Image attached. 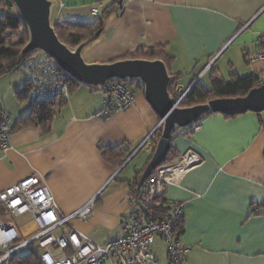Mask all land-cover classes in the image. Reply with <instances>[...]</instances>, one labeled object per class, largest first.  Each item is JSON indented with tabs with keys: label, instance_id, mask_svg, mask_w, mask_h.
<instances>
[{
	"label": "crops",
	"instance_id": "1",
	"mask_svg": "<svg viewBox=\"0 0 264 264\" xmlns=\"http://www.w3.org/2000/svg\"><path fill=\"white\" fill-rule=\"evenodd\" d=\"M54 1L53 25L89 24L104 17L97 40L84 49L88 63L121 60L140 47H162L173 59L171 72L180 75V92L192 87L191 82L187 88L182 84L189 78L185 73L200 64L206 67L217 55L235 50L247 64L246 55L264 32V0H136L121 9L110 2L98 18L91 14L93 0ZM258 64L250 65V77L264 74V62ZM210 68V86L197 81L200 87L210 89L213 78L230 81L217 77L214 64ZM233 76L241 77L234 73L230 79ZM25 83L24 77L11 73L0 77V108L11 114L15 125L9 149L0 148V192L39 176L64 216L94 200L92 215L71 220L69 227L101 246L121 237L134 211V183L159 139L155 135L154 141L144 142L157 130L160 118L142 91L128 111L107 120L96 118L104 94L85 91L81 85L66 103L53 108L48 126H24L21 121L31 108L17 92ZM119 147L127 156L122 165L102 156V149ZM172 148L175 159L193 153L200 160L166 188L163 198V210L172 202L186 204L178 238L191 251L182 264H264V113L206 116L202 130L191 138L176 132ZM69 227L57 233L65 234ZM17 228L28 232L25 224ZM153 251L160 263L166 259L168 264L160 237Z\"/></svg>",
	"mask_w": 264,
	"mask_h": 264
},
{
	"label": "built area",
	"instance_id": "2",
	"mask_svg": "<svg viewBox=\"0 0 264 264\" xmlns=\"http://www.w3.org/2000/svg\"><path fill=\"white\" fill-rule=\"evenodd\" d=\"M91 14L100 17L108 3L121 9L125 2L136 0H93ZM63 6V5H62ZM249 65L264 62V32L254 42V51L246 55ZM16 72L22 74L31 87L27 101L34 106L40 103L55 102L70 96L72 80L62 72L57 63L43 55L34 53L21 60ZM258 87L264 86V74L257 75ZM196 83L183 93V98ZM124 83H109L103 90L104 100L95 117L107 120L114 114L131 109L137 92ZM159 125L157 130L160 129ZM15 125L11 114L0 108V148L7 151ZM156 130V131H157ZM202 130V121L181 129V135L191 138ZM150 133L144 146L155 140V132ZM200 162L197 155L187 153L179 159L162 164L138 188L137 196H132L134 207L130 223L123 235L104 246L70 226L73 219L86 220L92 215L94 200L70 216L60 213L58 204L48 186L39 176L25 178L0 192V264H8L23 249L36 251L42 264H161L153 251L157 237L167 247L168 264H182L191 251L184 246L175 234V227L183 220L185 203L172 202L165 209L164 216L156 214L165 190L177 184L192 166ZM259 207H255L258 212ZM28 217L25 226L27 233L17 228L14 221ZM63 227H69L65 234H58Z\"/></svg>",
	"mask_w": 264,
	"mask_h": 264
},
{
	"label": "water",
	"instance_id": "3",
	"mask_svg": "<svg viewBox=\"0 0 264 264\" xmlns=\"http://www.w3.org/2000/svg\"><path fill=\"white\" fill-rule=\"evenodd\" d=\"M28 32V42L21 51V60L34 53L53 59L59 69L73 82L95 91L111 82H139L147 103L160 118L162 135L156 150L139 181L141 188L152 173L167 159L172 149V135L212 114L237 116L248 112L264 113V86L251 90L246 96L222 98L190 107H181L170 93L175 80L163 60L121 59L109 63H88L84 42L72 48L58 37L53 25L54 0H11Z\"/></svg>",
	"mask_w": 264,
	"mask_h": 264
},
{
	"label": "trees",
	"instance_id": "4",
	"mask_svg": "<svg viewBox=\"0 0 264 264\" xmlns=\"http://www.w3.org/2000/svg\"><path fill=\"white\" fill-rule=\"evenodd\" d=\"M0 9H2L6 15L0 20V77L12 72H16L18 65L21 63V51L28 42V38L21 39L20 41L14 43L13 45H8L7 35L10 33L19 32L23 30L27 34V29L22 23L19 15L16 13V8L14 7L11 0H0ZM16 13V14H15ZM12 14H15L13 16ZM104 17L98 18L94 23L89 24H73L64 25L59 24L54 25L56 33L60 40L66 45L76 48L80 44L87 42L88 45L95 42L98 38V34L101 32L104 26ZM122 59H148V60H163L172 76L175 77L174 82L171 85L170 93L174 100L177 101L182 97L183 93L177 90V81L180 75H175L171 72V61L172 57L167 55L162 47H152L149 49H144L140 47L135 53L129 54ZM116 61V60H115ZM114 62V61H113ZM121 83V82H113ZM130 87L136 88V92L143 91V87L137 82H127L124 83ZM81 86V84L72 81L70 86V95L73 93L76 87ZM258 87L257 78L255 77H231L229 82H224L222 80L212 79L211 88H203L199 86V82L192 88V90L187 94L185 98L182 99L181 107H190L198 104L207 103L211 100L222 99V98H238L246 96L251 90ZM31 93V87L25 83L24 88L17 92L18 98L22 102H27ZM66 103L65 98L59 99L55 102L40 103L31 106V111L29 115L23 119L22 125L32 126V125H42L48 126L53 118V108L58 103ZM175 134V133H174ZM172 135V139L173 136ZM157 139H160L162 135V127L155 132ZM102 156L108 162H113L116 165H122L127 156L124 155L122 148H106L102 149ZM178 155L174 153L173 148L169 152L165 163L174 160ZM138 181L139 178L134 183L133 196L138 194ZM163 200L160 206L156 207V214L160 217L164 216ZM183 232L182 221L175 227L176 237L180 236ZM8 264H42L40 260V255L36 251H30L23 256H14L9 260Z\"/></svg>",
	"mask_w": 264,
	"mask_h": 264
},
{
	"label": "rangeland",
	"instance_id": "5",
	"mask_svg": "<svg viewBox=\"0 0 264 264\" xmlns=\"http://www.w3.org/2000/svg\"><path fill=\"white\" fill-rule=\"evenodd\" d=\"M16 13H17V10H16ZM15 14H12V15L15 16ZM4 15H6L5 12L2 9H0V20H2V17ZM25 38H28V32L26 34L23 30H20L19 32L8 34L7 42H8V45H13L14 43L20 41L21 39H25ZM213 64H214L215 69L217 70V77H223L226 81H229L230 75L234 73L240 74L241 77L253 76V74L250 73L253 67L252 66L250 67L248 63H247L248 65L245 63L242 54L235 52V50H230L226 54H222V56L220 57L219 55L213 57L210 63L206 64L207 65L206 67H205V64L203 65L200 64L196 66L194 69L193 68L189 69L190 71L185 73V74H189V78H188V75L185 76L182 84H184L187 88L190 82L191 84L189 87L193 86L197 81H200L203 86L209 87L210 86L209 79L213 71L211 70L210 66ZM258 66H259L258 63L254 65V67H258ZM208 70H210V73H208ZM11 74L18 76L20 78L24 77L22 74L15 72V71L12 72ZM137 83L140 84L139 82ZM82 86L84 87L83 89H85V91H92L91 88H88L84 85ZM27 220H28L27 217L19 218L18 220L14 221V223L16 224L17 227H20L24 225ZM29 252H30V249L26 248V249L19 251L16 255L23 256ZM161 263L167 264L166 259H162Z\"/></svg>",
	"mask_w": 264,
	"mask_h": 264
}]
</instances>
